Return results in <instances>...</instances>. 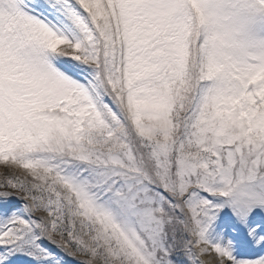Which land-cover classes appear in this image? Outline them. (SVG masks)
Masks as SVG:
<instances>
[{
	"label": "snow or ice",
	"instance_id": "snow-or-ice-1",
	"mask_svg": "<svg viewBox=\"0 0 264 264\" xmlns=\"http://www.w3.org/2000/svg\"><path fill=\"white\" fill-rule=\"evenodd\" d=\"M0 264H264V0H0Z\"/></svg>",
	"mask_w": 264,
	"mask_h": 264
},
{
	"label": "rangeland",
	"instance_id": "rangeland-1",
	"mask_svg": "<svg viewBox=\"0 0 264 264\" xmlns=\"http://www.w3.org/2000/svg\"><path fill=\"white\" fill-rule=\"evenodd\" d=\"M0 168H2V166H0ZM0 178H2V177H0Z\"/></svg>",
	"mask_w": 264,
	"mask_h": 264
}]
</instances>
